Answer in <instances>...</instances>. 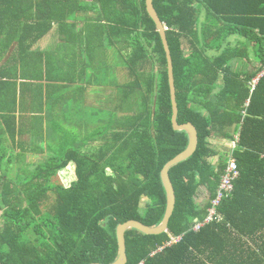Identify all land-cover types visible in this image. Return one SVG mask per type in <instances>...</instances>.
<instances>
[{"label": "trees", "instance_id": "1", "mask_svg": "<svg viewBox=\"0 0 264 264\" xmlns=\"http://www.w3.org/2000/svg\"><path fill=\"white\" fill-rule=\"evenodd\" d=\"M153 6L166 27L177 122L195 126L198 145L169 168L175 206L167 231L128 229L126 264H264V76L251 89L235 78L230 50L210 51L220 49L222 30L211 32L212 0ZM49 34L55 49H39ZM89 71L111 91L103 85L97 102L73 105L92 127L75 133L84 140L74 147L64 133L72 104L65 89ZM19 79L38 83L24 89ZM58 93L65 106L49 120ZM171 116L166 54L145 0H0V264H108L119 254L118 224L158 225L166 208L161 170L188 144ZM234 123L235 146L212 164L208 139H231L230 129H216ZM55 132L64 136L53 150L45 140ZM37 153L44 161L29 166ZM229 157L239 174L206 220ZM200 187L208 192L201 202ZM196 220L204 223L193 230Z\"/></svg>", "mask_w": 264, "mask_h": 264}, {"label": "crops", "instance_id": "2", "mask_svg": "<svg viewBox=\"0 0 264 264\" xmlns=\"http://www.w3.org/2000/svg\"><path fill=\"white\" fill-rule=\"evenodd\" d=\"M223 1L224 0H212V3L216 7V9L213 10L210 14V19H212V25H210L211 32H213V30L215 31L217 27L221 28L222 30L220 33L216 32L218 33L217 35L220 39L215 43V45H220V49L213 48L210 51L212 53H219L223 49L230 50L232 58L229 61V65L235 75V78L239 81L245 82L249 87L250 79L253 78V76H255V74H257V72L261 70L259 68H261L262 66V59L260 54L264 51V0H253L252 3L248 0H232V2L227 0L225 2ZM215 15H219L221 17L224 16V18L228 20H223L225 21L224 23L221 17ZM205 18L206 11L202 7L200 14L201 22H204ZM54 27H56V25ZM52 32H55V30H53ZM47 37H50L49 45H41V43H43L47 39ZM56 41L57 38H54L52 34H49L45 36L44 40L37 44V47H39V49L54 50ZM41 46H44V48H41ZM69 48L71 50L77 49H72L70 46ZM63 62L64 61L57 62V64H60L58 66H64L61 65ZM95 64L97 66L99 65L98 62L94 61L92 66H95ZM77 81L78 82L76 84H72L70 85V87L65 89L68 94L66 101L72 100V104H69L67 106L69 109H67L66 112L68 113L69 119H66L65 121L64 133L65 135L67 134L66 144L68 143L74 147L81 145V142L84 140L81 137L78 139H74V135L78 134L84 137L85 134L92 130V127H85V125H83V112L82 110H74L73 105L75 106V104L79 101H81L84 106L94 101L97 102L101 97L100 95L103 96L107 93V91H111V84H102L98 79L97 74H93L92 71H89L82 80ZM31 82L36 84L38 83V80H18L20 86L21 84H25L21 86H24V89L25 86H27L26 84H31ZM218 83L219 85H222L221 77L219 78ZM103 85H107V91ZM56 91L60 93V90ZM59 93L56 94V103L54 105V109L50 112V116L48 118L49 120L58 121L61 118L62 113L60 112V109H62L65 104L64 102L59 103ZM45 125V129L48 131L49 129L47 128V121L45 122ZM228 129H230L232 135L231 139H226L219 135L212 136L208 139L210 148L211 150H213V152L209 156V161L212 164H217L220 159L223 160L225 154H227L229 149L232 148V139L236 140L238 137L239 125L237 123H234L229 127L224 126L223 129L217 128L216 131L218 134L219 132L226 131ZM53 134L55 135L56 139L51 137L50 140L47 139L45 140V142L50 144L54 150L59 147V145L61 144V139L64 135L63 133H59V136V134H57L56 132ZM39 143L40 142L38 141L34 142L35 145L38 144V146H42L41 148L43 149L47 148L46 144L41 145ZM34 144H31L29 147L34 146ZM35 156H44L45 158V155H42L41 153H37L32 156L28 155L26 158V163L38 164L39 162H41L37 161L36 163H33L32 160L36 158ZM29 158H31V160H29ZM199 195L200 197L198 198V200L199 202H201L204 195L208 196V192L204 187H200Z\"/></svg>", "mask_w": 264, "mask_h": 264}, {"label": "water", "instance_id": "3", "mask_svg": "<svg viewBox=\"0 0 264 264\" xmlns=\"http://www.w3.org/2000/svg\"><path fill=\"white\" fill-rule=\"evenodd\" d=\"M145 3H146V10L150 15V17L152 18V20L154 21L156 25V29L160 34V38L166 54L168 84H169L170 99L172 104V116H171L172 127L174 130H185L187 132L188 144L183 151H181L172 159L167 161L161 170L160 173L161 181L166 193V208L161 222L156 226H148L138 220H128L126 222L118 224L116 228V236L119 246V254L118 257L113 262L108 264L127 263L128 258L126 254L125 232L128 229H135L143 234H159L162 233L163 231H167L168 222L175 206V192L169 177V173H168L169 168L190 157L195 152L198 145V136L195 126L191 122H187L183 124H179L177 122L178 107H177L175 85H174L172 58L165 33L166 27L164 26L163 22L160 20L153 6V0H145ZM88 264H105V263L93 262Z\"/></svg>", "mask_w": 264, "mask_h": 264}, {"label": "built area", "instance_id": "4", "mask_svg": "<svg viewBox=\"0 0 264 264\" xmlns=\"http://www.w3.org/2000/svg\"><path fill=\"white\" fill-rule=\"evenodd\" d=\"M264 76V69L260 71V73L252 78L250 85L251 89H254V87L257 85L259 79ZM239 171L236 169L235 160L233 158L227 159V166H226V172L222 175L220 180V185L217 189L216 197L212 199L211 204L213 205L212 208L209 209V216L206 220H211L216 215L215 206H218L221 202V200L228 195L229 191L233 188V181L238 176ZM205 220V221H206ZM197 221V220H196ZM204 222L197 221L193 226V230H198ZM180 239V237H173L171 241L167 243V245L171 244L172 242H176ZM142 264V262L138 263Z\"/></svg>", "mask_w": 264, "mask_h": 264}, {"label": "rangeland", "instance_id": "5", "mask_svg": "<svg viewBox=\"0 0 264 264\" xmlns=\"http://www.w3.org/2000/svg\"><path fill=\"white\" fill-rule=\"evenodd\" d=\"M49 42H50V37H47V39L43 42V43H41V45H49ZM44 46H41V48H44ZM122 74H123V72H122ZM259 74V72L255 75V76H257ZM124 76V75H123ZM255 76H253V78L255 77ZM117 77H122L121 76V74H119ZM251 80H252V78L250 79V81H249V84H250V82H251ZM232 141H234V143L236 144V141L235 140H232ZM36 158H34L32 161H33V163H36L37 161H41V162H43L44 161V156H40V157H38V156H35ZM29 160H31V158H29ZM41 162H39V163H41ZM31 164H29V166H30ZM60 173H62V171L61 172H59V174Z\"/></svg>", "mask_w": 264, "mask_h": 264}, {"label": "bare ground", "instance_id": "6", "mask_svg": "<svg viewBox=\"0 0 264 264\" xmlns=\"http://www.w3.org/2000/svg\"><path fill=\"white\" fill-rule=\"evenodd\" d=\"M260 73V72H259ZM250 85V84H249ZM251 86V85H250ZM232 146L234 147L235 146V143H234V141H232Z\"/></svg>", "mask_w": 264, "mask_h": 264}]
</instances>
